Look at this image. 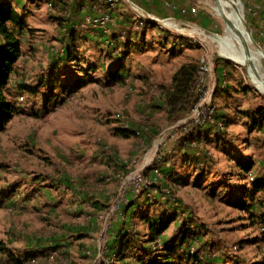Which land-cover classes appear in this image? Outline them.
I'll return each instance as SVG.
<instances>
[{
  "label": "rangeland",
  "instance_id": "374dc122",
  "mask_svg": "<svg viewBox=\"0 0 264 264\" xmlns=\"http://www.w3.org/2000/svg\"><path fill=\"white\" fill-rule=\"evenodd\" d=\"M5 1L23 16L24 22L19 33L23 56L10 76L9 86L10 90L15 87L14 101L21 113L6 122L0 133V196L2 192L12 194L6 200L0 198V243L18 254V261L80 264L83 249L94 258L101 253L99 246L105 240L102 264H110L119 251L114 245L117 233L133 228L140 238H146L149 226L139 216L148 213L159 223V216L150 215L156 208L159 214L166 211L177 215L158 236L161 243L173 240L181 215L185 219L194 217L210 231L209 238H197V248L205 240L224 246L264 234V227L247 219L245 211L224 203L227 199L232 203L242 199L239 190L264 176V124L250 132L249 142L241 139L248 125L253 126L244 112L255 116L264 111V59H260L259 71L252 79L250 65L244 62V49L228 30L213 0H191L198 8L191 17H181V0H163L179 14L151 18L164 32L151 24L133 32L126 28L121 32L125 40L114 43L113 38L125 24L135 22L139 16L146 19L140 14V5L137 8L127 0H117L116 9L122 16L113 13L114 24L104 32L87 23L106 13L105 0L100 4L97 0ZM234 1L243 5L251 35L264 53V44L253 32L244 2ZM121 2L137 15L134 19H126L121 13ZM168 37L174 43L188 39L194 43L173 49L167 46ZM248 48L253 67L252 52L257 48L254 44ZM123 53L125 70L121 73L125 82L108 81L105 75ZM186 61L206 67L196 85L200 101L171 123L166 118L163 91L175 69ZM79 67H93L92 81L72 88L70 93L53 85L51 79H70L69 73L75 79L82 78V73H77ZM19 83L41 86L36 94H29L16 89ZM51 89L54 94L47 93ZM208 111L213 115L203 122ZM225 117L232 122L225 124ZM124 122L140 135L132 134L129 139L116 136L114 129H123ZM196 127H202L201 135L212 142L195 137L186 141ZM222 131L226 133L218 148L216 139ZM254 139H259L257 146ZM229 146L237 148L244 161H257L247 177L236 160L223 151ZM117 169L125 174L118 177ZM140 175L146 178L142 186H132L131 181ZM124 181L128 184L123 190L127 199L112 209ZM221 181L225 183L222 190L214 198L208 197L206 189ZM147 185L151 189L143 193ZM16 187L19 190L14 191ZM26 196L28 200H24ZM94 200L101 205H93ZM257 207L253 205L252 210L259 214ZM102 209H109L105 215L110 220L105 226L98 219ZM67 228L69 234H62ZM81 228L85 230L83 240L76 237ZM203 252L209 264L208 250ZM226 253L249 264L264 257V243L239 252L227 247L213 254V264H227ZM22 255L29 260L22 259ZM0 264H10L1 250Z\"/></svg>",
  "mask_w": 264,
  "mask_h": 264
},
{
  "label": "trees",
  "instance_id": "16d2710c",
  "mask_svg": "<svg viewBox=\"0 0 264 264\" xmlns=\"http://www.w3.org/2000/svg\"><path fill=\"white\" fill-rule=\"evenodd\" d=\"M24 27L23 22V16L16 11L13 6L10 4V2L1 0L0 1V133L4 130L5 123L10 121L14 116H16L18 113H21V110L17 107L16 101H14L15 98V87H13L14 90H10V76L15 71V67L17 62L20 60V58L23 56L22 51V44L19 37L20 31ZM118 41V39L115 37L113 38ZM188 44V45H187ZM187 46L189 47L190 44L187 42ZM172 53V52H169ZM175 55V54H174ZM69 60L73 59V55L69 54L68 57ZM123 58L116 62L117 65H115L114 68H112L111 71H109L105 76L107 80L110 79H118L119 83L124 81V75L121 72H124L125 66L122 65ZM198 67L199 63H195L193 61H186L182 64H180L174 71V73L171 76V83L168 88H166L164 92V98H165V113L166 118L168 121L176 122L179 120V116L182 114L187 113L195 104L199 102V93L196 91V85H195V77L198 73ZM79 71V72H78ZM77 73H82V78H76L72 75V73L68 74V77H72L70 79H65L64 81H61L58 77V81H55L51 79L53 82V85L56 87L57 85L61 86L58 87L59 90H62L65 93H70L72 88H80L86 83L92 81V77L90 76V73L93 72V67H79ZM85 79V80H84ZM41 86V84L38 85H28L24 83H19L18 87L16 89H20L23 92H27L29 94H36L38 92V88ZM48 94L53 93L52 89L51 91H47ZM54 94V93H53ZM52 97V96H50ZM47 101V100H45ZM245 116L250 120L251 123H253V126L247 128L245 130L247 134L245 136H242V140L245 142H249L251 131L254 129H259L264 124V111L258 112L255 116L254 114H251L250 112L246 111L244 112ZM213 112H206V117L204 118L203 122H207L212 117ZM227 118H224V123L227 124L229 122H232V120L227 121ZM246 129V128H245ZM115 135L123 138V139H129L133 132L128 129H121V128H115ZM202 127H196L191 132V134L186 137V141L190 140L191 137L195 138H201L199 140H204L203 142L209 143L212 142L210 140H207L205 135H201ZM226 132H219L220 137L216 139L218 140V144L216 146L220 148V146L223 144L222 140L224 139V134ZM197 134V135H196ZM134 135V134H133ZM132 135V136H133ZM196 135V136H194ZM256 138V137H252ZM214 138H211L213 140ZM256 142V146L259 143V139H254ZM237 149V148H236ZM229 146V148L226 150H223L230 159H234L237 162V165L240 169V172L245 174L247 177L249 175V172L253 167L257 165V161L248 159L244 161L241 159L240 155H238V149L236 150ZM113 167V165H110ZM126 166V165H124ZM114 170V167L113 169ZM150 170V169H149ZM118 171V169H117ZM148 172V171H147ZM242 177V176H240ZM224 182H217L212 183L210 185V190L206 189L207 195L210 198H214V196L217 194V192L221 191L220 187L224 186ZM55 186V185H54ZM19 190V188H15L14 191ZM241 196H239L242 199H239L236 203H232L230 200H224L225 204H228L230 206L242 209L247 214V219L254 222L256 225H258L260 228L264 227V176L263 179L260 181H251L246 186L242 187L240 190ZM12 194L11 193H5L2 192L0 198L6 200L10 198ZM14 195H18L14 192ZM246 197V200L244 198ZM24 198V197H23ZM24 200H28V197L26 196ZM100 202L97 200H94L93 205H101ZM253 205H258L257 209L259 208V214L254 213L252 210ZM173 208V207H171ZM176 208H179L176 206ZM142 209V208H141ZM163 210V209H161ZM168 210V208H167ZM149 209L147 210V212ZM164 211V210H163ZM156 210H153L151 212V216H159V223L157 220H154L152 217L148 216V213H141L139 216V219L142 223L147 224L149 228L147 231H150L149 235L147 237H139L138 231H120L117 233V239L114 240V245H118L117 248H119V251L117 253H114V256H112V264H128L127 258L130 254L133 255L135 258L133 264H206L204 257L203 250L206 248L208 252L206 253V256L210 258V263L213 264L214 260V253H219L221 250H224L225 248H234L236 251L244 250L247 246H253L258 245L260 243H264V234L259 237H253L250 239H243L239 240L237 242L231 243L227 242L224 246H220L216 243H212L208 240L203 241L199 248L195 247L192 252H190V248L193 247L194 243L197 242V238L203 237V238H209L211 236L210 231L207 230V227L205 225H200L197 223L194 219V217H190L187 219H182L179 228L177 230V233L175 234L173 240L171 242L164 241L162 243V248L156 247L154 252L150 250V246H153L155 242L158 239V236L160 235L161 231L167 230L170 223L176 219L177 215L175 212L167 213L166 211L161 212L160 214L157 213ZM253 226H256V225ZM81 227L86 228V225L82 224ZM81 228L82 231L80 233L76 234V237L79 240H83L84 238V232L85 230ZM69 228L65 229L62 234L67 235L69 234L70 230ZM68 230V231H67ZM264 233V231H263ZM0 250L3 252V255L7 258L8 262L10 264H22L21 261H18L19 257L18 254L15 255L14 251L8 247H5L0 243ZM85 250V249H83ZM82 250V251H83ZM19 256H21L19 254ZM227 257V253L225 254ZM18 257V258H17ZM29 260V257L27 258L25 255H22V259ZM91 259V256H87L84 254V258ZM82 258V257H81ZM229 262L227 264H246L245 261L241 257L231 258L227 257ZM21 259V258H20ZM20 262V263H19ZM249 264H264V257L262 255V258L257 261H252Z\"/></svg>",
  "mask_w": 264,
  "mask_h": 264
},
{
  "label": "built area",
  "instance_id": "2783aa9c",
  "mask_svg": "<svg viewBox=\"0 0 264 264\" xmlns=\"http://www.w3.org/2000/svg\"><path fill=\"white\" fill-rule=\"evenodd\" d=\"M105 1H106V3H105L106 5L103 6V9L106 11V13L103 14V15H101V16H99V17H96V18L92 19L90 22L87 23L88 25H90L91 28H97V27H99V29L100 30H103L104 32L107 31L108 25L114 24V17H112L113 16V13H116L118 17L119 16H122L119 13L118 9H116L115 3H116L117 0H105ZM97 3L100 4V3H102V1L101 0H97ZM192 11H194V9H192ZM145 24H146V26L148 24H151L150 27H153V28H158V29L160 28L159 23L157 21H155L154 19H150L149 17L146 18V19H143L142 17L139 16L135 22H129V23L125 24L123 27H121L120 30H119V33L120 34L118 33L116 35L117 36L116 38L118 39V41H124L125 40V36L121 32H123L124 30H126V28H128L129 31L133 32L134 30H139V29L145 28ZM159 32H164V31L161 30V29H159ZM164 38L165 37H161V39H164ZM263 38H264V35H263ZM171 39H172V37H168L167 40H166V42H167V46H169V47L173 46V49L176 48L175 47L176 45L177 46H180V47H183V45H186L187 42L190 43V44H193L194 43V41L191 40V39H188L187 41H182V42H179L178 40H176L177 43L172 42ZM205 72H206L205 65L199 64L198 73H197V75L195 77V80H194L195 85H197V83H198L201 75H203ZM121 127L123 129H128L129 130L128 124L125 123V122L122 123ZM132 132L136 136H139L140 135L139 131H137L135 129ZM136 136H134V137H136ZM123 162L125 163L126 161H123ZM109 169L112 170L113 167L110 166ZM124 174L125 173L123 171H118L117 172V176L118 177H122ZM144 177L145 176L140 175L136 179L132 180L130 184H132V186H136V187H139L140 188L142 186L144 180L146 179ZM126 185H128L127 184V181H124L120 185V187L118 188V190L116 192V196L114 197V200L112 201V205H111L112 209L113 208L116 209L117 207H119V203L122 200L127 199L126 192L123 191L124 190V187ZM149 189H151V185L144 186V188L142 189V192L145 193ZM140 197H141V195L139 196V198ZM108 210L107 211H103V209H102V210H100L101 212L98 213V217H99L98 219L100 221H102L101 222L102 224L104 223L103 224L104 226L106 224V221L107 220H110V219H107L108 215H105V213L108 212ZM180 219H185V218L181 215L180 216ZM133 230L134 229L131 228L128 231H133ZM195 243H194V245H195ZM105 244H107V242L105 240H102L101 243H100V246H99V249H100V252L101 253H99L96 257L91 258V259H89L87 257L84 258V256H83L81 258L80 264H102V262H103V252L105 251V248H104V245ZM194 245H193V247L190 248V252H192L193 249H195V246ZM153 247L154 248H156V247L162 248V243L160 241V238L157 239V241L155 242V244L153 245ZM82 254L83 255L86 254L87 256H89V252L87 250H83L82 251ZM134 260H135V258L133 257L132 254H130L129 257L127 258L128 264H133L134 263ZM110 264H112V261L110 262Z\"/></svg>",
  "mask_w": 264,
  "mask_h": 264
},
{
  "label": "crops",
  "instance_id": "0c3cea01",
  "mask_svg": "<svg viewBox=\"0 0 264 264\" xmlns=\"http://www.w3.org/2000/svg\"><path fill=\"white\" fill-rule=\"evenodd\" d=\"M135 7L139 8L140 14L146 15V18H155L154 16H166L171 15L177 17L178 13L175 11L171 3H164L163 0H127ZM246 8V14L248 21L253 27L254 34L258 37L260 42L264 44V0H242ZM137 5V6H136ZM182 9L180 10L181 17H191L198 13V8L193 5L191 0H181ZM194 9V11H192ZM120 11L126 17V19H134L137 15L132 13L133 11L129 9V6L125 2L120 3ZM201 13V12H200ZM199 13V14H200ZM201 24V22L198 21ZM116 40H113V43ZM126 44H124L125 47ZM162 45V44H161ZM123 53L120 57L124 56ZM120 59V60H121ZM171 83V81H170ZM170 86V84H169ZM168 86V87H169ZM167 87V88H168ZM105 161V159H104ZM110 166V164H109ZM112 185V184H109Z\"/></svg>",
  "mask_w": 264,
  "mask_h": 264
},
{
  "label": "bare ground",
  "instance_id": "6f19581e",
  "mask_svg": "<svg viewBox=\"0 0 264 264\" xmlns=\"http://www.w3.org/2000/svg\"><path fill=\"white\" fill-rule=\"evenodd\" d=\"M219 3L222 12L235 27L234 29H232L228 26V30H232L234 34L236 33L235 35H237V33L241 34L248 45L253 44L249 36L250 29L248 28L247 21L245 19L243 5L240 2L234 0H219ZM252 55L255 66H253L251 69L249 68V75L252 77V79H254L255 75H257L256 73L259 71L260 59H264V53H262V51L257 48L255 52H252ZM250 59H252V56ZM244 62L247 63V60H245ZM261 88H264L263 83L261 84Z\"/></svg>",
  "mask_w": 264,
  "mask_h": 264
},
{
  "label": "water",
  "instance_id": "95a60500",
  "mask_svg": "<svg viewBox=\"0 0 264 264\" xmlns=\"http://www.w3.org/2000/svg\"><path fill=\"white\" fill-rule=\"evenodd\" d=\"M213 1H214L215 5H216V7H217V9H218V12H219V14H220V16H221L223 22H224L227 26H229L230 28L234 29L235 27L232 25L231 21H230V20L226 17V15L222 12L221 7H220L219 0H213ZM248 28H249V26H248ZM234 31H235V30H234ZM235 34H236V33H235ZM236 36H237V38L239 39V41H240V43H241V45H242V47H243V49H244V52H245V55H246V59H245V60H247V63H246V62H245V63L248 64V65H250V68H252V67H251L252 59H250V58H251V53H250L249 48H248V43L246 42V40L244 39V37H243L241 34L237 33ZM249 36H250V38H251V40H252V43L256 46V48H258V49L261 50L260 46H258V45L256 44V42L254 41V39H253V37H252V35H251V30L249 31ZM262 53H263V52H262Z\"/></svg>",
  "mask_w": 264,
  "mask_h": 264
}]
</instances>
